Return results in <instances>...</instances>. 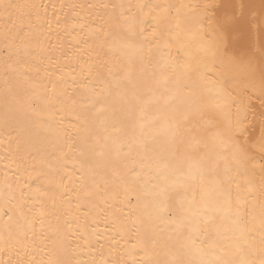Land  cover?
<instances>
[{
	"label": "snow or ice",
	"instance_id": "obj_1",
	"mask_svg": "<svg viewBox=\"0 0 264 264\" xmlns=\"http://www.w3.org/2000/svg\"><path fill=\"white\" fill-rule=\"evenodd\" d=\"M0 149V264H264V0H0Z\"/></svg>",
	"mask_w": 264,
	"mask_h": 264
},
{
	"label": "bare ground",
	"instance_id": "obj_2",
	"mask_svg": "<svg viewBox=\"0 0 264 264\" xmlns=\"http://www.w3.org/2000/svg\"><path fill=\"white\" fill-rule=\"evenodd\" d=\"M55 2H59V0H55ZM92 2H107V0H92ZM113 2H121V0H113ZM123 2L128 3V2H132V3H136L138 2V0H123ZM177 3L180 2H190V3H196L199 2V0H176ZM213 2H219V0H213ZM256 3H259V0H255ZM3 149H0V155H3ZM3 161L0 160V187H2L3 185V176H4V171H3ZM67 169H68V174L69 176H71L72 173V169H73V162L71 160H69L67 162ZM11 175V173H9ZM72 179H75V176H71ZM13 179H15L13 177ZM24 181V186H25V190L27 189V186L31 183L29 181V179L27 177H22L21 178ZM34 186V185H33ZM0 203H2V201H0ZM81 223L83 224L84 222L81 221ZM93 229H95L98 233V237L97 239L99 240V243H104L105 242V237L106 234H110V232L108 231L107 228H105V225L103 223H100L99 226L97 227L96 225H93L92 228H88L87 231L91 232ZM97 247H99V244H97Z\"/></svg>",
	"mask_w": 264,
	"mask_h": 264
}]
</instances>
